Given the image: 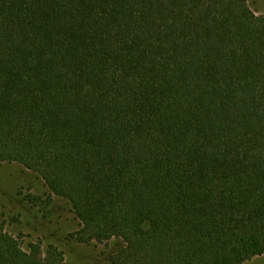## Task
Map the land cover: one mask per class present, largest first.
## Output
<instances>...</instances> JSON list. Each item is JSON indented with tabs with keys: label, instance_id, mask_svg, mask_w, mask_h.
I'll list each match as a JSON object with an SVG mask.
<instances>
[{
	"label": "trees",
	"instance_id": "16d2710c",
	"mask_svg": "<svg viewBox=\"0 0 264 264\" xmlns=\"http://www.w3.org/2000/svg\"><path fill=\"white\" fill-rule=\"evenodd\" d=\"M112 264L264 255V14L249 0H0V164ZM0 226V264H63Z\"/></svg>",
	"mask_w": 264,
	"mask_h": 264
},
{
	"label": "rangeland",
	"instance_id": "374dc122",
	"mask_svg": "<svg viewBox=\"0 0 264 264\" xmlns=\"http://www.w3.org/2000/svg\"><path fill=\"white\" fill-rule=\"evenodd\" d=\"M257 15L264 0H249ZM0 226L18 238L24 249L40 244L63 254V264H112L113 243L83 244L74 240L80 222L69 203L53 195L44 180L18 163L0 164ZM245 264H264V255Z\"/></svg>",
	"mask_w": 264,
	"mask_h": 264
}]
</instances>
